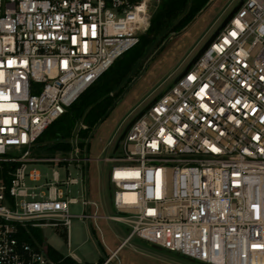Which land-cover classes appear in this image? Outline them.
I'll return each instance as SVG.
<instances>
[{"label": "built area", "instance_id": "1", "mask_svg": "<svg viewBox=\"0 0 264 264\" xmlns=\"http://www.w3.org/2000/svg\"><path fill=\"white\" fill-rule=\"evenodd\" d=\"M160 0H0V264H64L33 234L82 215L84 148L36 153L65 114L151 25ZM131 126L109 183L129 235L202 264H264V0H244L196 63ZM105 149V148H104ZM101 159V158H99ZM36 163L75 167L46 178ZM80 186V197L72 187ZM106 250L109 252L107 253Z\"/></svg>", "mask_w": 264, "mask_h": 264}, {"label": "rangeland", "instance_id": "2", "mask_svg": "<svg viewBox=\"0 0 264 264\" xmlns=\"http://www.w3.org/2000/svg\"><path fill=\"white\" fill-rule=\"evenodd\" d=\"M240 1L241 0H216L187 32L171 40L149 64L141 78L133 85L126 96L118 103L97 129L89 149L91 158L89 163V175L90 198L99 205L98 210L100 214L106 216L118 215L112 203L113 189H111L109 183L111 166L109 162L102 160L113 155L115 144L112 142L108 144L109 141L112 140L116 142L129 122L168 89L169 86L174 84L176 79L187 68L191 60L221 26L225 18ZM152 7H155V3H152ZM156 48L157 42L153 43L147 49L140 63L136 64L135 68H139L140 66V69H142L147 59L153 54ZM53 144L54 143L48 139L41 140L36 153L42 156L60 155L59 152L50 149ZM35 166L43 174L44 180L46 178L53 179L55 170L58 171L60 178H65L68 171L74 176L78 173L75 167H70L67 171L66 168L56 167L54 164L36 163ZM80 189V186H73L71 195L80 197V193L78 192ZM94 210L95 207H92L91 212H94ZM84 211L85 207L82 202L69 206V212L74 215H82ZM97 223L103 231L102 235L96 228L95 221L92 220L97 239L100 244H102V241H105L113 250L125 241L129 235L127 227L119 221L110 218H101L97 220ZM38 229L43 237L41 245H45L46 247L51 246L63 255H75L81 260L80 262L75 259L79 263L88 262L96 264L101 259L99 251L89 237L87 219L81 217L72 218L70 224V246H68L64 229L57 230L49 227ZM34 236L37 238L35 234ZM106 252L109 253L107 250ZM97 264H100V262ZM113 264L202 263L193 261L180 254L155 247L140 238L133 237L123 245L119 251L118 258L113 260Z\"/></svg>", "mask_w": 264, "mask_h": 264}, {"label": "trees", "instance_id": "3", "mask_svg": "<svg viewBox=\"0 0 264 264\" xmlns=\"http://www.w3.org/2000/svg\"><path fill=\"white\" fill-rule=\"evenodd\" d=\"M209 0H160L155 2L152 11L151 25L140 42L120 58L92 85L80 98L72 104L65 114L53 122L41 140L48 139L54 144L50 147L54 151L69 150V143H61L70 139L76 132L79 124H85L87 128L80 129L77 133L82 139L84 148L93 126L105 114L118 96L124 91L131 80L140 72L135 68L140 63L147 49L155 42L157 48L172 33L184 28L196 14L208 3ZM156 48V49H157ZM37 240L42 243L43 237L39 229L33 230ZM48 253L56 260H63L64 264H82L71 256H66L55 248L48 246ZM103 259H100V263ZM83 264H93L85 262Z\"/></svg>", "mask_w": 264, "mask_h": 264}, {"label": "water", "instance_id": "4", "mask_svg": "<svg viewBox=\"0 0 264 264\" xmlns=\"http://www.w3.org/2000/svg\"><path fill=\"white\" fill-rule=\"evenodd\" d=\"M216 2V0H209L208 3L196 14V16L181 30L174 32L170 34L163 42L162 44L153 52V54L147 59L145 62L143 68L141 71L131 80V82L127 85V87L124 89V91L116 98V100L113 102V104L108 108V110L105 112V114L98 120V122L93 126L88 138L86 139L85 146H84V157H85V164H84V187H85V200H86V208H85V214L87 219V229L90 239L95 244L97 250L100 253L101 258L105 261L108 259V256L106 255L104 248L102 244H100L99 240L97 239L92 219H91V206H90V175H89V163H90V144L92 141V138L94 137L97 129L102 124V122L110 115L112 110L118 105V103L126 96V94L130 91V89L133 87V85L141 78V76L144 74L146 69L148 68L149 64L158 56V54L169 44V42L191 28V26ZM244 0H241L237 6L232 10V12L225 18V20L222 22L221 26L216 30V32L211 36V38L206 42V44L199 50V52L196 54V56L191 60L187 68L183 71V73L179 76V78L185 74L188 69L193 66L196 61L200 58V56L204 53V51L209 47V45L213 42V40L217 37V35L220 33L221 29L224 28L229 20L233 17L234 13L240 8ZM178 79V78H177ZM176 79V81H177ZM153 102H151L147 107L152 105ZM144 111L142 110L129 124L126 126L125 130L122 132L121 136L119 137V140L116 144V149L118 148L121 139L124 138L127 131L131 128V126L143 115ZM157 247V246H155ZM113 264V263H111Z\"/></svg>", "mask_w": 264, "mask_h": 264}, {"label": "crops", "instance_id": "5", "mask_svg": "<svg viewBox=\"0 0 264 264\" xmlns=\"http://www.w3.org/2000/svg\"><path fill=\"white\" fill-rule=\"evenodd\" d=\"M58 152V151H57ZM102 230V229H101ZM103 231H100V233H102ZM102 235H103V233H102ZM104 240V239H103ZM126 240V239H125ZM103 242V241H102ZM105 242V241H104ZM124 242V241H123ZM106 243V242H105ZM66 256H71V257H73L74 259H77L78 261H80L81 262V260H79L75 255H66ZM98 262H100V260L98 261ZM97 262V263H98ZM82 263H85V262H82ZM96 263V264H97Z\"/></svg>", "mask_w": 264, "mask_h": 264}]
</instances>
